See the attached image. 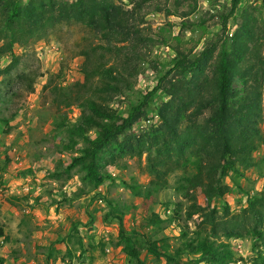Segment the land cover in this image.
I'll return each instance as SVG.
<instances>
[{"label":"rangeland","instance_id":"obj_1","mask_svg":"<svg viewBox=\"0 0 264 264\" xmlns=\"http://www.w3.org/2000/svg\"><path fill=\"white\" fill-rule=\"evenodd\" d=\"M29 1L21 0L24 4ZM112 1L124 10H131L136 3L141 6L143 19L139 27L145 37L141 45L142 59L129 55L126 59L138 70L130 79L132 88L124 90L109 103L122 116H126L129 108L152 91L158 79L172 68L177 57L175 50L196 57L211 46L205 54L207 61L203 71L211 79L223 44L229 48L233 41L241 38L251 46L238 28L239 24L244 22L250 28L254 22L256 38L264 42V0H242L234 17L237 21L233 16L229 17L225 31L221 29V20L230 7L229 0ZM243 11L244 18L241 17ZM78 27L73 20L57 24L46 38L34 44L33 50L30 45L25 47L26 38L20 36L15 53L29 49L42 73L33 93L24 91L11 73L0 75V229L3 232L0 264H139L116 244L118 219L115 216L118 214L123 217L128 230L139 232L137 248L142 264H165L163 258L156 259L145 251L146 240H155L172 254L180 246L179 224L186 223L184 214L188 202L176 187L185 173L178 169L168 175V186L145 199L133 196L127 184L136 182L144 187L155 178L147 152L139 157L122 158L120 153H115L114 165L107 167L113 180H106L99 187L84 181L83 173L77 168H69L71 157L80 152L66 148L69 142L67 128L78 121L82 109L63 104H59L58 109L51 107L52 87L46 90L43 87L51 82L78 91L77 84L83 81L80 72L83 58L77 56L79 45L84 48L91 43L96 47V53L102 54L109 64L124 61L123 55L116 60L114 54L102 52L97 48L100 40ZM82 37L89 38V43L83 42ZM129 44L122 42L117 46ZM240 47L244 49L241 42ZM87 51L92 54L91 48ZM260 51L264 55V45ZM9 61L8 56L1 58L0 70ZM250 64L253 65V76H236L232 86L238 98L245 96L248 86L252 89L258 86L261 119L257 125L264 131V69L254 62ZM244 65L240 64L242 73L246 71ZM170 80H175L173 73L163 85L167 86ZM171 100L163 91L157 92L146 108L149 121H141L134 131L148 132L157 127L161 123L160 106ZM91 135L94 136V132ZM253 157L254 166L242 168V177L234 172L224 177L223 183L229 186L230 192L214 202L220 220L221 217L237 220L244 228L241 237L230 240L224 236L226 231L218 229L217 241L229 244L232 264H258L259 253H264V210L257 213L247 209L249 194L259 196L264 192V145L253 152ZM176 204L181 208L177 220L173 213ZM225 206L229 209L227 216L223 211ZM187 223L193 228L192 222ZM179 261L180 264H191L186 255Z\"/></svg>","mask_w":264,"mask_h":264},{"label":"trees","instance_id":"obj_2","mask_svg":"<svg viewBox=\"0 0 264 264\" xmlns=\"http://www.w3.org/2000/svg\"><path fill=\"white\" fill-rule=\"evenodd\" d=\"M229 1L228 12L221 20L223 31L228 18L236 17L242 0ZM140 8L136 3L131 10H124L112 0H30L27 4L21 0H0V41H3L0 59L10 58L9 64L0 70V75L11 73L24 91L33 93L42 73L29 49L16 54L15 45L20 43L23 35L27 39H24L25 47L30 45L33 50L34 44L46 38L50 29L71 20L78 23L80 31L100 40L97 48L102 52L114 54L116 60L123 55L124 61L109 64L102 54L96 53V47L89 43V38L82 37V41L89 44L84 48L79 45L77 51V56L83 58L80 66L83 81L77 84L78 91L75 92L76 88L67 90L51 82L43 87V90L52 87L51 107L58 109L59 104H63L82 109L78 121L67 128L69 142L66 148L80 152L71 157L69 168H77L83 173L84 181L99 187L106 180H113L107 167L114 165L115 153H120L122 158L139 157L147 152L155 178L144 187L136 182L127 184L133 196L145 199L166 188L168 175L181 169L185 176L176 191L188 202L184 214L186 223L179 224L181 244L172 254L155 240H146L145 251L156 259L163 258L165 264H180L179 258L183 255L191 264H232L229 244L217 241L218 229L226 231L224 236L230 240L241 237L244 228L237 220H223L222 217L220 220L214 202L230 192L229 186L223 183L224 177L232 172L242 177L243 169L254 166L253 152L264 145V131L257 125L261 119L258 86L253 89L248 86L245 96L239 98L232 86L236 76H253L251 62L264 69V55L260 51L264 42L256 38L254 22L250 28L244 22L239 24L238 28L251 46L241 38L233 41L229 48L223 44L211 79L203 74L207 61L205 54L211 46L196 57L175 50L177 57L172 68L158 79L152 91L129 108L126 116H122L109 103L124 90L132 88L130 79L138 73L136 67L126 62L128 55L137 60L144 55L141 45L145 37L139 27L143 19ZM245 15L243 11L241 17ZM122 42L130 44L117 46ZM88 48L92 50L91 55ZM243 63L246 71L242 73L240 64ZM171 73L175 80L164 86ZM159 91L172 99L158 110L161 123L148 132H135L134 128L141 121H149L146 108ZM177 98L179 104L176 103ZM200 117L203 118L199 120ZM93 132L94 136L91 135ZM247 199V209L257 213L264 210V192L259 196L249 194ZM180 210V205L176 204L173 211L175 220L179 219ZM223 211L227 216L228 207L225 206ZM115 217L118 219L117 246L130 259L142 264L137 248L139 240L136 235L139 232L128 230L120 214ZM187 222H192L193 228ZM2 236L0 229V238ZM257 263L264 264V253H259Z\"/></svg>","mask_w":264,"mask_h":264}]
</instances>
